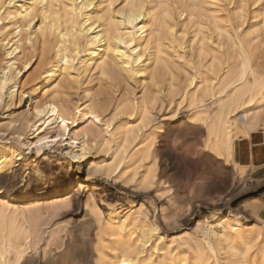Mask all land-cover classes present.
Returning <instances> with one entry per match:
<instances>
[{
  "label": "bare ground",
  "instance_id": "1",
  "mask_svg": "<svg viewBox=\"0 0 264 264\" xmlns=\"http://www.w3.org/2000/svg\"><path fill=\"white\" fill-rule=\"evenodd\" d=\"M6 1L0 0V112L26 107L2 127L19 142L27 132H42L30 144L42 155L43 142L55 144L66 136L67 156L80 162L78 174L85 163V183L108 179L117 170L122 177L131 161L150 160L140 178L148 187L156 158L169 156L163 141L156 147L162 132L193 131L198 123L205 128L203 149L231 162L236 122L246 129L264 127V72L252 67L264 32V0L252 1L256 7L261 3L251 13L261 24L246 31H240L246 0L231 10L232 23L219 14L220 0ZM259 24L260 32L252 33ZM74 97L83 101L81 109L72 105ZM181 102L193 112L185 120L176 110ZM77 115L103 118L108 136L99 139L93 129L69 136ZM52 121H59L60 133L50 141L45 128ZM23 159L19 147L0 142V264H249L245 255L252 232L237 219L207 223L193 241L195 249L185 245L187 235L164 243V233L149 223L143 204L132 211L130 203L123 214L105 206V212L92 191L80 195V184L71 193L73 180L59 188L42 166L24 179L17 164ZM244 171H237L239 180ZM19 179L31 190L17 188ZM72 209L80 219L53 222Z\"/></svg>",
  "mask_w": 264,
  "mask_h": 264
},
{
  "label": "rangeland",
  "instance_id": "2",
  "mask_svg": "<svg viewBox=\"0 0 264 264\" xmlns=\"http://www.w3.org/2000/svg\"><path fill=\"white\" fill-rule=\"evenodd\" d=\"M214 1L215 0L212 2L214 3ZM239 1L240 0H237L236 3V0L235 2L233 0H220V3L222 2L220 7L223 11L220 10L221 8L217 10L221 11L219 13L221 17L223 15L224 17L227 16L228 21L231 22V10L238 7ZM252 1L253 0H250V3H248V0L245 1L244 6H247L244 14L245 24L240 31H246L250 25L256 26L260 23V17L253 18L251 13L259 10V5L261 6V3L257 4L258 6L256 7L253 5ZM7 2L8 0L6 3ZM171 2L173 3V0H171ZM209 3L213 4L211 1ZM228 4L229 7H227ZM254 19H257L256 24ZM37 22L38 19L36 18L32 26V31L38 27L39 23ZM178 22L180 23V21ZM179 23L178 28H183ZM0 24L2 23L0 22ZM260 24L256 28H252L251 32H260ZM1 26L2 25H0V27ZM260 35V39L262 40H260L261 47L255 52V54H253L252 67L264 72V32L261 31ZM185 38H189V35ZM37 61L38 59L36 57L32 60V69H34L35 66L37 67ZM256 61L258 65H256ZM32 69L30 70L31 72L26 73L24 75L25 77L21 79L22 83L26 82L27 78L31 75L30 73L35 71V69L34 71ZM28 74L30 75L28 76ZM4 92L5 90L3 93ZM77 99L78 98L75 97L72 98V105L81 109L83 101L78 102ZM177 102L180 101L177 100ZM181 103V106L180 104L178 105L180 108L176 107V110L178 117L185 120V118L188 119V116L193 112L187 107L186 102ZM25 107L26 106L21 104L17 107L12 106L11 108H4V110L0 112V142L7 147H19L21 156L24 157V159L17 164H22L23 166L21 170L24 172V179L31 173L35 166H42L53 176V178L55 177L51 182L59 188L70 185V181L73 180L71 193H74L75 189H77L80 184L82 187L80 189V195L92 191L96 195V200L99 201V205L102 209L104 208L103 211L105 212H107V206H113L118 212L123 214L126 213L129 206H131L130 203H133V206H131L134 207L132 211L137 210L139 206L143 204L148 213L147 217H149V223H155L159 228L160 233H164V238L167 239L164 243L171 240V238L174 239L187 235L190 243L188 242L185 245L188 246L191 244L192 249L196 248L193 245L194 239H199L202 234L201 232L206 231L207 223L212 222L216 218H224L223 220L230 219L232 221L237 219L243 226H246L247 229L252 232V240L248 245L249 251L245 255L247 261H249L248 263L264 264V170L259 171L256 169L238 167L233 165L230 161L225 162L224 158L217 156L215 153L204 150L202 146L204 140L203 130L205 128L201 127L200 124H194L195 129L193 131L181 130V132H173V134L171 133L167 135H164L162 132V134L156 135V147L160 141H163L162 144H164V147L167 149L171 158L169 156L168 158H156L154 161V174L156 175H154V178L152 179L153 181H150L148 187L146 186V188H144L145 186L140 184V178L144 174L143 172H146L150 165H152V163L150 164V160L146 162L143 161V163L140 161H131L132 164L127 165V174L122 177H117L119 172V170H117L108 179L97 178L93 182L85 183V163L81 165L78 174L77 167L80 165V162L74 163L72 158L67 156L66 152L70 151L69 147L71 146L68 145V138L66 136L62 137L61 140L58 137L57 140L59 141L55 142V144L48 143L47 141L43 142L45 146L42 149V152H44L42 155L41 153H35L33 145L30 146L31 143L37 141L38 135H43L42 132L41 134H38L39 131L27 132L23 135L20 142L17 141L9 131L5 132L2 125L8 121V118L11 115H16L17 112H21L20 110H24ZM209 107L211 106H208V108ZM213 109V107L210 108L211 113L213 112ZM30 112H32V110ZM78 118L77 115L75 119ZM99 121L91 118L89 119V117L80 118L76 120L74 124L69 125L67 129V131H69V136H71L72 133H81L86 131V129H93L94 131H97L98 138L102 139L107 133L105 126H103V118H99ZM38 125L39 124L36 126ZM59 127V121H52L51 125L47 129L45 128L47 133L46 136L51 138H49L50 141L55 139L54 137L57 133H60L58 131ZM241 127H244L243 123L237 121L234 134H236ZM106 136H108V134ZM52 147L53 149H51ZM101 155L102 154L96 155L99 160L106 159L109 161V157L106 156L104 158V156ZM145 167L148 168L146 169ZM243 169L245 170V175L239 180L237 178V171ZM131 171L135 173L137 180H135V177L133 178V172ZM77 177L80 179L79 184L76 180ZM158 177H160L163 180H161V182L165 184L162 188L161 186H158ZM21 180L22 179L18 180L19 184L17 188L21 187L26 192L30 191L32 186L28 188L23 187L24 183H21ZM48 181L47 184L50 182ZM50 200L55 201L56 199ZM41 202L44 203L46 201ZM13 205L19 206L18 203H14ZM244 205H246L247 208H244ZM71 212H74V209H72L67 215L58 216L60 219L58 217L54 218L53 222L65 221L71 223L73 219H80V212L75 214ZM70 216L72 220L69 221L68 218L70 219ZM94 234L95 232H92V239L94 238ZM200 245H202V242ZM21 247L25 248L24 241H21ZM9 260L10 263H13L14 257L10 255Z\"/></svg>",
  "mask_w": 264,
  "mask_h": 264
},
{
  "label": "crops",
  "instance_id": "3",
  "mask_svg": "<svg viewBox=\"0 0 264 264\" xmlns=\"http://www.w3.org/2000/svg\"><path fill=\"white\" fill-rule=\"evenodd\" d=\"M232 143L231 163L238 167L264 170V127H241Z\"/></svg>",
  "mask_w": 264,
  "mask_h": 264
}]
</instances>
